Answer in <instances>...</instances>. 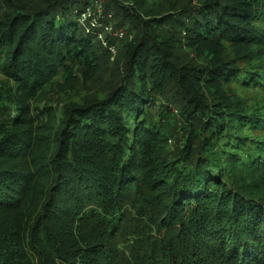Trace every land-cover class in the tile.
Segmentation results:
<instances>
[{"label": "trees", "instance_id": "1", "mask_svg": "<svg viewBox=\"0 0 264 264\" xmlns=\"http://www.w3.org/2000/svg\"><path fill=\"white\" fill-rule=\"evenodd\" d=\"M92 1L0 0V264H264V0H104L101 95Z\"/></svg>", "mask_w": 264, "mask_h": 264}, {"label": "rangeland", "instance_id": "2", "mask_svg": "<svg viewBox=\"0 0 264 264\" xmlns=\"http://www.w3.org/2000/svg\"><path fill=\"white\" fill-rule=\"evenodd\" d=\"M129 1H131V3L128 2V1H126V0H121V3L124 6L129 7L133 3L132 0H129ZM135 1L137 2L139 0H135ZM199 1L200 0H140L139 2H137V3H139L137 6H139V11L140 12L141 11L142 12L145 11V12L148 13V11H149L148 14H150V12H157V11L159 12V8H166V7H168L169 4H172V3H177L178 6H183L186 2L190 3L191 5H195ZM99 4H101V6H102V12H104V0H102V1L100 0V3ZM140 6L142 7L141 9H140ZM134 7H135V5H134ZM107 13L108 12L105 11V15H107ZM148 14L146 15V13H143L142 16L148 17ZM100 16H101V12H98V10L95 11V9H93V12L91 14V17L85 20V22L87 23L86 24V28L87 27L90 28L91 25L94 26V24H92V23H94L96 21L95 24H97L99 26V29L100 30L99 29L98 30L101 31V29H103V26L105 25V23H102L101 24V22H98V18ZM103 16H104V13H103ZM74 19H75V16L74 15H71L66 20L69 23H71V22L74 21ZM103 31L104 30L101 31L102 35H104V32ZM125 36L127 37V32H125V35L123 36V38H120V39H114V37L113 38L111 37L113 39V43L115 42L117 44V51H116V53L114 55H112V54L109 53L110 54L109 55V59L103 65V69H106V71L98 79L92 81V86H91L92 87L91 88L92 90H88L87 91L90 95H95V94L101 95V93H102L101 92V89L104 86L105 81H107L111 77V75H112L115 67H117V65H118V64H116V59L122 53V50H123L122 47H123V43H124L123 41H124V39H127ZM128 38L130 39L131 38V35ZM97 39L99 40L101 38L97 37ZM104 41H108V40L104 39ZM101 44L103 45V42ZM104 47L107 48L106 46H104ZM183 48H184V51H186L189 54V57L192 58V60L194 62H197L199 64H202L203 63V61H204V58H203L204 55H202V56H196L193 53H191L190 51L186 50L185 46H183ZM240 64H241V62H239L238 65H240ZM86 84L87 85H90L91 82L88 81ZM81 86H82L81 83L80 84L78 83L77 86H76V88H75L76 89L75 91L69 89V87H67V86L65 88H63L62 91H57V90L56 91H53L52 94H51L52 97H53V100H54L53 105L62 104L63 103V100L66 99V98H75L76 97V95H75V92L76 91H79V93H81V92L83 93L84 91L82 90V87ZM236 93H237L238 96H241V97H244V98H247V97H250V96L252 97V96L255 95V92H250V91L245 92V91L238 90V91H236ZM31 109H32L31 111L33 112V108L32 107H31ZM170 109L173 112V114L177 115L176 118L178 120L179 118H178V114H177L178 113L177 112V108L174 107V106H171ZM151 111H152L153 114H156V111H157L156 106L151 107ZM8 113H12V110H9ZM173 141H174V138L171 139V143H174Z\"/></svg>", "mask_w": 264, "mask_h": 264}, {"label": "built area", "instance_id": "3", "mask_svg": "<svg viewBox=\"0 0 264 264\" xmlns=\"http://www.w3.org/2000/svg\"><path fill=\"white\" fill-rule=\"evenodd\" d=\"M102 1V0H101ZM100 3V0H93L92 3L90 5H88L83 13L80 15V21H85L86 19L91 17V14L93 12V9H95V11L98 10V12H101V15H103L102 12V6ZM101 10V11H100ZM107 18H111V15L108 13ZM104 30V35H102L101 31ZM100 32L97 33L98 37L101 38L99 39L101 41V43L103 42V46H106L109 53L114 55L117 51V46L115 44V42H108V41H104V39L106 40H110L114 37V39H120L123 38V36L125 35V30L122 27H114L113 24H105L103 26V29H101ZM112 37V38H111Z\"/></svg>", "mask_w": 264, "mask_h": 264}, {"label": "bare ground", "instance_id": "4", "mask_svg": "<svg viewBox=\"0 0 264 264\" xmlns=\"http://www.w3.org/2000/svg\"><path fill=\"white\" fill-rule=\"evenodd\" d=\"M102 23V22H101Z\"/></svg>", "mask_w": 264, "mask_h": 264}]
</instances>
